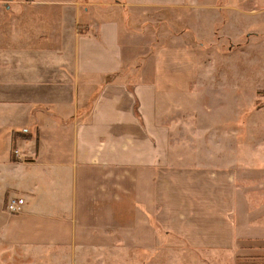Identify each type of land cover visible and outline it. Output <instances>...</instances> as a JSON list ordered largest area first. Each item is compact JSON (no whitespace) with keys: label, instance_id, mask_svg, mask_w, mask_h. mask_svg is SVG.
Wrapping results in <instances>:
<instances>
[{"label":"crops","instance_id":"0c3cea01","mask_svg":"<svg viewBox=\"0 0 264 264\" xmlns=\"http://www.w3.org/2000/svg\"><path fill=\"white\" fill-rule=\"evenodd\" d=\"M217 1L242 14L260 0L16 3L15 14L26 15L0 22L8 39L0 45V258L21 247L168 240L264 255L263 149L255 169L241 165L237 176L230 159L178 144L166 105L193 83L197 53L175 44L146 52L138 40L150 21L137 30L132 22L151 8L189 4L199 13ZM23 38L38 41L34 54L53 57V67L14 62L9 47L24 55ZM12 197L23 200L17 213L5 207Z\"/></svg>","mask_w":264,"mask_h":264},{"label":"rangeland","instance_id":"374dc122","mask_svg":"<svg viewBox=\"0 0 264 264\" xmlns=\"http://www.w3.org/2000/svg\"><path fill=\"white\" fill-rule=\"evenodd\" d=\"M33 1L0 0V22L14 24L15 18L28 9L23 8L20 13L16 3L31 5ZM248 2L247 9L242 7V14L238 6L231 8L235 3H227L231 7H226L217 1L212 3L215 7L206 6L199 13L195 5L194 8L189 4L179 8H151L137 12V18L132 21L136 30L144 21H150V27L144 28L146 32L138 40L146 45V52L148 45L153 54L161 46L175 44L197 53L193 83L177 102L166 105L168 113L173 114L172 134L178 144L183 142L187 151L230 159L237 176L241 165L254 170L259 151L264 152V3ZM46 22H52V18ZM7 40L1 38L0 45ZM19 42V49H25V53L16 56V46L9 47L14 49V54H9L14 62L23 60L41 70L53 67V57L34 54L38 41L23 38ZM54 43L50 40L45 44L52 47ZM2 61L0 55V64ZM251 180L255 182L254 177ZM124 243L85 248L7 249L0 264H264V255L247 252L250 249L195 250L171 240L150 248L127 247Z\"/></svg>","mask_w":264,"mask_h":264},{"label":"built area","instance_id":"2783aa9c","mask_svg":"<svg viewBox=\"0 0 264 264\" xmlns=\"http://www.w3.org/2000/svg\"><path fill=\"white\" fill-rule=\"evenodd\" d=\"M22 199L18 197L9 198L7 201V210L11 213H17L20 211Z\"/></svg>","mask_w":264,"mask_h":264},{"label":"trees","instance_id":"16d2710c","mask_svg":"<svg viewBox=\"0 0 264 264\" xmlns=\"http://www.w3.org/2000/svg\"><path fill=\"white\" fill-rule=\"evenodd\" d=\"M23 133H24V131H22ZM26 132V131H25ZM23 136H25V134L23 135Z\"/></svg>","mask_w":264,"mask_h":264}]
</instances>
